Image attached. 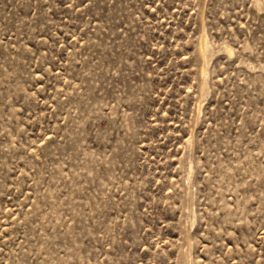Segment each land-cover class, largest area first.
I'll return each instance as SVG.
<instances>
[{
	"label": "rangeland",
	"instance_id": "1",
	"mask_svg": "<svg viewBox=\"0 0 264 264\" xmlns=\"http://www.w3.org/2000/svg\"><path fill=\"white\" fill-rule=\"evenodd\" d=\"M0 264H264V0H0Z\"/></svg>",
	"mask_w": 264,
	"mask_h": 264
},
{
	"label": "bare ground",
	"instance_id": "2",
	"mask_svg": "<svg viewBox=\"0 0 264 264\" xmlns=\"http://www.w3.org/2000/svg\"><path fill=\"white\" fill-rule=\"evenodd\" d=\"M204 44V43H203ZM201 50V49H200ZM201 52V54H202V56H205L206 55V49H205V46H203V48H202V50L200 51ZM206 57V56H205ZM204 57V58H205ZM203 58V59H204Z\"/></svg>",
	"mask_w": 264,
	"mask_h": 264
}]
</instances>
